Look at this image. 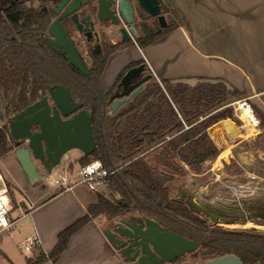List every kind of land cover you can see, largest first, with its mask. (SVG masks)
Instances as JSON below:
<instances>
[{
    "label": "trees",
    "instance_id": "1",
    "mask_svg": "<svg viewBox=\"0 0 264 264\" xmlns=\"http://www.w3.org/2000/svg\"><path fill=\"white\" fill-rule=\"evenodd\" d=\"M167 8L169 34L180 23L168 4ZM50 12L44 2L38 9L18 6L0 16V160L16 147L9 128L12 117L61 85L94 115L98 147L79 160L80 166L100 160L107 169L119 170L108 179L110 194L99 195L87 215L59 235L50 254L35 248L36 258L28 264L57 262L71 237L100 216L110 223L151 219L200 244L196 253L174 263L200 257L205 264L233 254L244 264H264V231L222 228L172 199L171 187L179 176L201 175L219 157L221 149L211 129L222 121H235L230 99L243 94L223 80L198 79L190 84L153 78L132 101L110 114L111 93L101 86L107 56L95 59L88 76L70 67L44 41ZM256 115L264 131V115L258 111Z\"/></svg>",
    "mask_w": 264,
    "mask_h": 264
},
{
    "label": "crops",
    "instance_id": "2",
    "mask_svg": "<svg viewBox=\"0 0 264 264\" xmlns=\"http://www.w3.org/2000/svg\"><path fill=\"white\" fill-rule=\"evenodd\" d=\"M166 2L179 21V27L146 49L135 48L134 52L122 50V54H127L126 65L136 59H144L158 82L184 80L195 84L198 79L223 80L243 94L237 101H248L255 115L256 111L264 115V0H166ZM111 63L112 60L107 69ZM238 119L241 121L240 125L232 120H225L211 129L221 154L212 167L217 179L210 180V184L218 183L221 176L224 178L221 169L225 164L237 162L236 157L240 155L238 147L243 142L251 141L255 137L258 139L261 135L263 129L260 128V124L254 127L239 117ZM83 156L80 152L73 161H69V167L74 170L76 166L79 170L81 167L79 160ZM65 180L67 185L53 188L51 192H48V187H56V184L45 183L40 189L33 190L23 189L21 183L15 186L12 182L5 181L14 209L17 207L25 210L20 219H26L32 230L30 236H38L39 250L46 255L57 246L59 235L84 218L88 208L98 202L99 195H106L103 194L106 189L94 192L85 186L87 191L78 192L76 189L80 184L71 185L68 178ZM192 182L196 183V187L192 186ZM187 188L190 189L189 194L200 190L206 199L222 201L234 198L233 196L239 193H245L243 196L246 199L253 197L259 190L264 192V187L241 190L233 184L224 185L225 193L219 191L209 197L208 185L202 186L194 179H187L180 184L177 197ZM12 190L20 191L19 199ZM27 194H33L30 196L31 199L26 196ZM189 194H186V198ZM177 197L172 194V198ZM12 213L11 219L15 227L17 221L14 220ZM107 222L103 217L89 222L71 237L66 251L57 262L51 260L46 264H136L123 258L114 248L107 237L108 230L113 226H107ZM36 255L35 250L31 256H25L24 264H28V260L36 258ZM9 260L16 264L12 259ZM202 263L187 261L180 264Z\"/></svg>",
    "mask_w": 264,
    "mask_h": 264
},
{
    "label": "water",
    "instance_id": "3",
    "mask_svg": "<svg viewBox=\"0 0 264 264\" xmlns=\"http://www.w3.org/2000/svg\"><path fill=\"white\" fill-rule=\"evenodd\" d=\"M136 1L139 7L149 16L157 17L160 15L159 0ZM107 3L109 2H100V18L104 20L112 19L114 24H118L119 20L110 12ZM120 8L126 16L127 4L125 0H121ZM130 9L133 11L132 5H130ZM71 10L69 7L68 11ZM160 20L162 26H165L164 17H160ZM128 21L130 22L132 19H128ZM50 34L56 37V43L64 48L63 53L68 55L70 64L83 75H89L88 69L78 52L58 23L50 28ZM153 78H155L153 73L145 75V65L128 71L120 83V87H123L124 91L112 97L113 104L110 114L116 113L122 105L132 101L144 90L146 83ZM51 97L56 103V107L51 108L48 96L43 97L13 116L9 124L10 135L17 142L16 159L31 185L42 179L35 160L40 161L51 172L55 167L61 165L63 158L70 151L79 150L84 156H89L98 147L93 127V113L87 110L77 111L78 108L82 107V104L76 103L70 90L64 86L52 89ZM34 127H37L38 131L34 132ZM21 141H26L28 146L20 147L19 143ZM192 186L196 187V183L192 182ZM189 193L190 189L187 188L181 191L179 197L172 199L181 202V199ZM244 194H235L233 196L235 200L229 202L228 200L206 199L203 192L199 190L189 194V199L183 201V203L203 218L210 220L214 225H229L235 224V222H228L223 219L218 221L210 217L228 210L237 209L240 211L239 200L245 199ZM246 199H248V203L244 204L243 207L254 206L253 204L256 202V206L264 210V197L254 198L253 195V197H246ZM245 223L248 222L243 221L241 224ZM251 229L262 231L255 226ZM107 237L123 258L136 264H171L185 255L196 253L200 247L197 241L190 240L164 228L151 219L137 221L121 218L114 224L112 229L108 230ZM205 264L244 263L237 256L228 254L207 260Z\"/></svg>",
    "mask_w": 264,
    "mask_h": 264
},
{
    "label": "flooded vegetation",
    "instance_id": "4",
    "mask_svg": "<svg viewBox=\"0 0 264 264\" xmlns=\"http://www.w3.org/2000/svg\"><path fill=\"white\" fill-rule=\"evenodd\" d=\"M101 1L109 2L107 3L108 9L119 20L118 24H114L112 19L104 20L100 18L99 13ZM125 1L127 4L126 16L123 14L120 8L121 0H0V16L6 17V14L10 10L18 6H26L28 8L38 9L45 2L47 5H49V9L51 11L48 18L49 22L47 30L43 35L46 45L55 53L63 56L70 67L80 72L70 64L68 55L63 53L64 48L59 46L56 43V37L50 34V28L54 24L58 23L67 35L75 50L78 52L80 58L82 59L89 72L90 68L95 63V59L100 56H107V69L111 60L118 57L126 58L127 54H122V50H126L127 52H134L135 48L143 50L161 41L168 35L165 33L168 27L169 12L166 0H159L161 13L157 17L149 16L139 7L136 0ZM130 5H132L133 11H131ZM69 7L72 9L71 11H68ZM160 17H164L166 21L165 26H162ZM128 19H132V21L129 22ZM141 65H145V75L152 73L144 59H136L134 61H131L124 67L115 82L107 90L103 89V74L101 78L102 89L105 93H111V108L109 113L112 110V97L116 94H121L124 91V88L120 87V83L123 77L132 68ZM58 86H56L55 88H51V90L56 89ZM51 90L50 94H48L47 96L49 105L51 106V108H54L56 107V103L51 97ZM71 95L76 103L82 104V107L78 108L77 111L86 110L84 108V104L77 101L74 98L72 92ZM63 118L68 119L66 117ZM33 131H38V128L34 127ZM14 143L16 146L17 142L14 141ZM19 146L27 147L28 143L26 141H21L19 143ZM36 161L41 167L45 169V172L48 173V170L41 164V162L38 160ZM37 162L36 165L38 166ZM41 175V180H44V175ZM34 184L31 185L33 189ZM189 197L190 195L187 198H182L181 202L183 203V201L189 199ZM262 197H264V192L262 190H259V192L254 195V198ZM234 200L235 198L228 199L229 202H232ZM246 203H248V199H240V211H238L237 209L228 210L224 213H218L219 215L216 214L214 216H211L210 218L214 220L217 219L218 221L223 219L228 222H235V224H241L243 221L251 223L258 221L264 222V210L260 207H257L256 202L253 204L254 206H246L245 208L243 207V205ZM119 220L120 219H118V221Z\"/></svg>",
    "mask_w": 264,
    "mask_h": 264
},
{
    "label": "rangeland",
    "instance_id": "5",
    "mask_svg": "<svg viewBox=\"0 0 264 264\" xmlns=\"http://www.w3.org/2000/svg\"><path fill=\"white\" fill-rule=\"evenodd\" d=\"M122 59L115 58L112 60L109 69L106 70V73H104V76L102 78L103 89L104 88L108 89L109 86L115 82L121 70L126 66L127 59L125 58ZM237 100L238 99L236 98H231L230 99L231 103L229 105L234 110V115L236 118L234 122L240 125L241 121L238 119L237 112L235 111V107L237 106L233 105ZM16 149L17 147H15L14 150L5 159L0 160L1 173L5 181L7 180L9 182H12L15 186L18 183H21L20 185L23 187V189H27V188L33 189L30 183L28 182V179H26V175L25 173H23V170L16 159L15 156ZM238 153H240V155L243 157L237 155L236 159L238 163L236 161H233L234 163L235 162L237 163V166L233 165V162H230L227 167H223L221 169L224 173L223 174L224 178H222L221 176L219 178L220 181L218 183L213 182V184H210L212 179H217V177L214 174L215 173L214 170H212L214 162H211L205 166V171L201 175H193L191 173H186L185 176H179L176 183L171 187L173 192L172 194L177 197L179 194L178 190L180 184L182 183V181L187 179H194L198 184L202 186L208 185V187H210L209 197L214 196L219 191H223V193H225L226 190L224 188V185L232 186L233 184H236L239 187L238 189L241 190H244L245 188H249V187L251 188L258 186L264 187V131L261 130V135L258 139H256L255 137V139L251 141L243 142V144L238 147ZM79 154H80L79 150L70 151L63 158L61 165L55 167L51 172L48 171V173H46L45 169L41 167L39 163L35 160L39 166L38 169L39 173L43 174L45 178L44 180L36 181L33 190L40 189L45 185V183L49 185L51 183L56 184V187H51V186L48 187L47 189L48 192H51L53 188H58V186L59 187L63 186L65 184V178H68V180H70L68 183H70L71 185L78 183L80 180L78 170L76 169L75 165H74L75 166L74 170L70 169L69 161L71 160L73 161L74 158ZM55 182H57L58 184ZM76 190L78 192L87 191L84 185L81 184L78 185V188ZM12 191L14 192L15 196H17L19 199L20 191L19 192L18 190H12ZM103 194H106L108 196L110 194V191L106 189V192H104ZM31 195L33 194H27L26 196L31 199L30 197ZM24 214H25V210L23 208L15 207L12 216L14 220L17 221L16 226L10 232H5L0 236L2 237V242L0 243V264H12V262H10L9 259L15 261L16 264H24L26 260L25 256H31L33 254V252L26 253V252H22L19 249L20 243L22 241H25V239L28 236H30L32 231L30 229V226L26 222V219H22V218H21L22 220L20 219V217H22ZM100 217L106 219L105 216H100ZM106 221L108 220L106 219ZM117 221L115 220L112 223L108 221L107 226L112 227ZM218 226L229 230H246V229H251L253 226H255L264 230L263 221L252 222V223L248 222L245 224H229V225H218ZM187 261L193 263L203 262V260L200 257H195V258L183 259L181 263ZM176 264H180V263H176Z\"/></svg>",
    "mask_w": 264,
    "mask_h": 264
},
{
    "label": "built area",
    "instance_id": "6",
    "mask_svg": "<svg viewBox=\"0 0 264 264\" xmlns=\"http://www.w3.org/2000/svg\"><path fill=\"white\" fill-rule=\"evenodd\" d=\"M233 105L237 106L235 107V111L237 112V116L243 122H248L254 127L259 126L260 123L248 101L239 100ZM118 170L119 169H107L100 160L92 161L79 168L78 174L80 180L77 184L84 185L86 188L94 192L107 189L109 177L117 173ZM65 184L67 185L66 180ZM13 210L14 207L10 200V191L0 170V236L5 232H10L14 229L15 223L11 219V213ZM257 228L260 229L259 227ZM39 243L38 236L32 235L24 242L20 243L19 249L22 252L31 253L34 252Z\"/></svg>",
    "mask_w": 264,
    "mask_h": 264
}]
</instances>
